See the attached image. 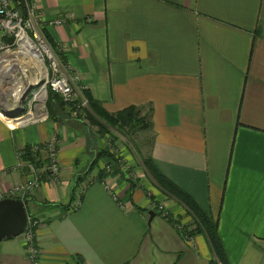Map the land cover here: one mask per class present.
<instances>
[{"label":"crops","instance_id":"1","mask_svg":"<svg viewBox=\"0 0 264 264\" xmlns=\"http://www.w3.org/2000/svg\"><path fill=\"white\" fill-rule=\"evenodd\" d=\"M37 2L48 43L90 96L110 113L147 115L149 157L218 222L230 263L264 264V0ZM47 102L38 122L0 113L3 198L31 178L16 169L20 151L38 145L44 161L47 142L60 140V181L43 174L26 197L40 219V264L74 254L88 264H212L184 203L145 169L130 178L125 158L107 156L118 147L85 116L75 125L58 95ZM0 264H33L22 234L0 241Z\"/></svg>","mask_w":264,"mask_h":264},{"label":"built area","instance_id":"2","mask_svg":"<svg viewBox=\"0 0 264 264\" xmlns=\"http://www.w3.org/2000/svg\"><path fill=\"white\" fill-rule=\"evenodd\" d=\"M38 8L37 0H0V34L3 38L0 44L1 48H5V51L17 49L16 52H18L27 43L32 42L39 54L35 60L30 62L29 69L33 70V75L30 74L29 77H33L36 84L29 88L34 94L31 98L30 108L25 115L27 120L22 125L49 117L46 101L50 90L69 105L76 115H82L90 108V100L85 93L86 87L80 84V76L74 73L70 74V70L61 64L54 49L48 43L44 33V18ZM61 23L62 21L59 19L49 22L50 25ZM43 89L45 99L39 100L36 98V93ZM59 144L60 140L56 134L47 142L45 145L47 163L42 168L37 167L32 161L25 159L18 161L16 169L26 167L31 178L13 185L8 192L9 195L24 200L40 187L43 174H47L48 178L57 180V182L60 181ZM39 150L40 146L38 145L32 147V151L35 153ZM24 152L21 150L20 156ZM107 187L110 188V186ZM5 196L6 194H1L0 198ZM79 205L80 200L77 197L74 207L77 208ZM39 224L40 219L29 214L26 228L22 233L28 257L33 264H40V249L37 242Z\"/></svg>","mask_w":264,"mask_h":264},{"label":"trees","instance_id":"3","mask_svg":"<svg viewBox=\"0 0 264 264\" xmlns=\"http://www.w3.org/2000/svg\"><path fill=\"white\" fill-rule=\"evenodd\" d=\"M86 95L90 100V108L85 112V114L91 119L95 124L100 126L102 131H108L110 129L117 131V133H121V129H132V128H140L145 129L149 128V122L147 115H143L141 110L136 106L127 107L120 112L113 114L108 112L99 101L93 99L87 89L85 90ZM50 96H55V93L50 90ZM72 110V109H71ZM26 111V108H25ZM83 116L77 114L74 116V119L77 121H82ZM24 159L28 161L34 162L37 167L40 165H44L47 163V158L42 160L38 153H35L31 150L30 147H26L24 150ZM106 153V152H105ZM107 156L111 160H117L116 156L107 151ZM144 165L147 170L151 173L152 177L155 181L166 191H168L171 195L175 196L182 203H184L195 215V218L198 222L196 229H203L210 241V244L213 248L214 259L212 260V264H231L225 250L224 244L219 234V226L218 222L213 220L210 215H208L196 202V200L176 185L173 181L167 178L156 166L152 157H148L144 161ZM28 199V198H26ZM195 229V230H196ZM190 233L191 230L189 231ZM188 232V233H189ZM190 236V234H189ZM66 264H88L83 256L80 254H74L72 256L71 261Z\"/></svg>","mask_w":264,"mask_h":264},{"label":"rangeland","instance_id":"4","mask_svg":"<svg viewBox=\"0 0 264 264\" xmlns=\"http://www.w3.org/2000/svg\"><path fill=\"white\" fill-rule=\"evenodd\" d=\"M17 49H11L9 51H5V48H1L0 46V56L6 54V53H16ZM19 57L17 54L15 55ZM21 58V64L22 67L27 68V70L21 71V68L18 66V69L14 68L11 71V67L15 66L14 64H8L6 70H4L2 73L3 76H5V81H7L10 88H14L17 86V81L21 77L19 75H23L25 72V79L28 78L31 75H33V70L28 69L29 67L26 66V60L27 57L23 54H20ZM25 58V60L23 59ZM7 74H6V72ZM11 71V72H10ZM15 72H19V75H15ZM7 77V78H6ZM34 92L31 93V90H28L25 96L23 97L22 101L16 106L15 109H22L26 108V111L19 116L15 121L12 120L15 124L18 120H25L26 114L30 108L31 104V98ZM50 95V94H49ZM46 106H48V102L46 101ZM71 108V107H70ZM3 111H8V109L3 105V99L2 96H0V113L2 114L3 118L5 120L11 121L10 118L6 117L3 113ZM72 111V110H70ZM73 112V111H72ZM74 116L76 115L73 112ZM81 115V114H80ZM81 116H85V119L89 122L88 124L91 126H95V128L101 132L102 136L105 138L107 142H110L114 144V146H117L116 150V158H125L126 162H122L124 167L126 168V173L130 178H133L134 180L138 181L139 174H145L144 169L147 170V168L144 165V161L149 157V150H150V144H149V134L146 132L148 128L140 129V128H128V129H121V133H117V131H114L112 129L108 131H102L100 129V126L95 124L89 117L83 113ZM82 123V122H81ZM74 124V123H73ZM75 125L80 126V122L76 121ZM113 138V139H112ZM114 142V143H113ZM116 149V147H115ZM118 156V157H117ZM125 161V160H124ZM148 171V170H147ZM148 173L151 175V173L148 171ZM145 177L148 176V174L144 175ZM33 206L31 205L29 209L32 211Z\"/></svg>","mask_w":264,"mask_h":264},{"label":"bare ground","instance_id":"5","mask_svg":"<svg viewBox=\"0 0 264 264\" xmlns=\"http://www.w3.org/2000/svg\"><path fill=\"white\" fill-rule=\"evenodd\" d=\"M18 55L19 57L15 56ZM20 54H23L24 56L27 57L28 60H26V66L30 67L31 64L30 62L32 60H35L36 57H38V53L36 51V47L35 45L31 42V43H27V45L23 46L22 49H20L18 52L16 53H6L2 56H0V96H2L3 99V105L7 108V109H14L16 108V106L22 101L23 97L25 96V94L27 93V91L29 90V88L36 84V80L33 77H28L25 79V72L24 74L21 76L19 75V72H15V75H19L21 78L18 79L17 81V86L14 87L13 89L10 88V86L8 85L7 81H5V76H3L2 72L4 70H6V68L8 67V64H14L15 62V66H13V68L11 67V71L16 68L18 69V64L21 68V71L23 73V71L27 70V68L22 67L21 64V58H20ZM25 60V58H23ZM35 62V61H34ZM29 69V68H28ZM10 71V72H11ZM6 72V71H5ZM7 74V72H6ZM7 78V77H6ZM36 98H38L39 100L41 99H45V92L44 89L41 91H38L36 93ZM44 102V101H43ZM41 110V109H40ZM27 119L23 120H18L17 123L22 125L26 122ZM12 124L13 122L10 121Z\"/></svg>","mask_w":264,"mask_h":264},{"label":"water","instance_id":"6","mask_svg":"<svg viewBox=\"0 0 264 264\" xmlns=\"http://www.w3.org/2000/svg\"><path fill=\"white\" fill-rule=\"evenodd\" d=\"M25 112L22 109H8L3 111L8 118H18ZM29 199H20L16 197H6L0 200V241L6 238H12L21 235L28 222L27 205ZM150 220L155 216L154 211H150Z\"/></svg>","mask_w":264,"mask_h":264}]
</instances>
